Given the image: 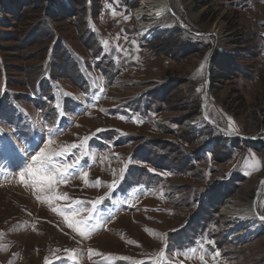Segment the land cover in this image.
I'll list each match as a JSON object with an SVG mask.
<instances>
[{
    "label": "rangeland",
    "instance_id": "1",
    "mask_svg": "<svg viewBox=\"0 0 264 264\" xmlns=\"http://www.w3.org/2000/svg\"><path fill=\"white\" fill-rule=\"evenodd\" d=\"M167 1L216 36H147L142 0H0V264H264V220L233 236L221 214L264 180V0ZM46 145L78 160L50 189L20 180ZM98 198L81 236L67 206Z\"/></svg>",
    "mask_w": 264,
    "mask_h": 264
},
{
    "label": "snow or ice",
    "instance_id": "2",
    "mask_svg": "<svg viewBox=\"0 0 264 264\" xmlns=\"http://www.w3.org/2000/svg\"><path fill=\"white\" fill-rule=\"evenodd\" d=\"M113 14L115 15V11H113ZM124 19L127 20L129 19V17L126 16L124 17ZM232 131L234 133L236 129L232 128ZM50 143L51 141H49V144ZM71 147H76V145H72ZM67 151H69L68 148H63L59 151H53L48 148V145H46L44 148H40L39 151L31 157V163H29L26 166V168L23 171H21L20 180L27 183V181L25 180V174H27V176L30 178L33 184H42L50 189L57 182V175L61 178L67 179L70 170L77 167L78 160L74 161L72 164H64V165L59 164L55 160L56 156L64 155ZM253 159L255 160L256 158L253 156ZM82 174L85 178H87L88 176L87 172H84ZM112 183L114 185L115 181H113ZM54 198L55 199L66 198V194L64 197L56 196ZM101 199L102 198H98L96 201L91 202L93 205L92 210L89 211V215L84 218L77 219L78 210L75 209L74 207V204L83 203L80 200H76L74 204H69L67 206L69 209H72L70 213L64 214L63 209H53V211H59L62 214H64V219L70 228H74L76 231H78L81 234V236H87L92 231L88 222L92 219V212L95 211V206L101 202ZM260 219L264 220V216H261ZM0 235L3 234L0 233ZM209 243H211V241H209ZM202 248L203 245H201V249ZM196 253H197L196 249L189 248L183 252V255L185 257H191V256H195ZM73 255H75V252H73ZM219 255H220L219 252L213 253L214 257H218ZM164 256H165V252L162 250L157 255V257L152 261V264H163ZM199 259L203 262V264H206V261L204 260V255H200ZM45 264H50L47 258H45ZM135 264H143V262L135 261Z\"/></svg>",
    "mask_w": 264,
    "mask_h": 264
},
{
    "label": "bare ground",
    "instance_id": "3",
    "mask_svg": "<svg viewBox=\"0 0 264 264\" xmlns=\"http://www.w3.org/2000/svg\"><path fill=\"white\" fill-rule=\"evenodd\" d=\"M169 8L170 6L167 0H142L139 8L137 9L140 29L143 30L147 36H151L156 33V30L158 29L157 23L162 25L159 29H163L171 24H174V20L172 23H168L164 20L171 12ZM216 34L219 36V33ZM202 118L207 119L205 116ZM199 120L200 119H197V121ZM221 214L223 216V223L226 225L224 230L231 233L233 236L238 234V230L242 228L248 220L252 221L251 219H253L257 222L260 221L258 213L256 212V203H254V201L250 204L244 205L238 199L231 200L225 207L222 208Z\"/></svg>",
    "mask_w": 264,
    "mask_h": 264
},
{
    "label": "water",
    "instance_id": "4",
    "mask_svg": "<svg viewBox=\"0 0 264 264\" xmlns=\"http://www.w3.org/2000/svg\"><path fill=\"white\" fill-rule=\"evenodd\" d=\"M170 11H171V13L175 16V22H176V20H178L184 27H187V29L188 30H190L191 32H194V34L195 35H198V36H216L214 33H198V32H195V31H193L191 28H190V26L189 25H187L184 21H182V19L174 12V10H172V8H170ZM210 86H211V82H210V79H208V82H207V90H206V93L204 94V104H203V112H202V114L206 117V118H208L207 120H209V121H211V122H213V124H215L216 125V123L211 119V118H209V116L206 114V112H205V107H206V103H207V100H208V98H209V93H208V90L210 89ZM202 115V116H203ZM264 184V180H262V182H261V184H260V186H259V190H258V192H257V195H256V197H255V200H254V203H256V201H257V199H258V194L260 193V189H261V187H262V185ZM256 212L258 213V211H257V209H256ZM261 216H264L263 214H260V213H258V217H259V219H260V217Z\"/></svg>",
    "mask_w": 264,
    "mask_h": 264
}]
</instances>
